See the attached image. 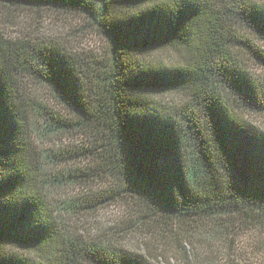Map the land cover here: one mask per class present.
<instances>
[{
  "label": "trees",
  "instance_id": "trees-1",
  "mask_svg": "<svg viewBox=\"0 0 264 264\" xmlns=\"http://www.w3.org/2000/svg\"><path fill=\"white\" fill-rule=\"evenodd\" d=\"M0 2L83 17L108 48L84 61L55 43L25 39L3 59L10 67L14 57L71 115L44 109L47 132H80L87 146L45 161L71 168L48 177L32 168L13 84L0 67V264H153L150 250L138 253L119 241L134 227L112 241L59 229L55 212L93 214L120 199L134 211L152 206L147 219H162L147 231L162 225L175 239L191 223L264 225V131L242 116L264 114V79L241 59L264 68L263 7L250 0ZM161 49L173 51L169 62L141 57ZM153 92L178 99L167 108L149 97ZM100 179L108 181L105 189ZM46 192L61 194L64 208L52 211ZM203 252L198 264H242Z\"/></svg>",
  "mask_w": 264,
  "mask_h": 264
},
{
  "label": "rangeland",
  "instance_id": "rangeland-1",
  "mask_svg": "<svg viewBox=\"0 0 264 264\" xmlns=\"http://www.w3.org/2000/svg\"><path fill=\"white\" fill-rule=\"evenodd\" d=\"M250 2L264 8V0H250ZM244 33L252 40L255 39L247 32ZM25 39L30 42L47 41L55 43L58 47L64 48L65 53L71 57H79L84 61L105 55L108 48L105 39L83 17L47 8H21L0 2V67L8 69L13 84L12 90L17 97V102H15L22 125V140L29 150L31 158L28 160L31 167L37 166L45 174L43 176L48 177L58 170L72 167L70 164H46L45 161L50 163L47 158L48 155H59L65 150H75L87 145L84 135L80 132L69 131L49 134L47 128L50 122L46 119L44 109L53 111L67 119H71V115L52 96V91L47 85L29 76L28 72L21 70L17 62H13L14 57L11 59L8 56L10 67L7 66V62H5L7 53ZM7 44H9L8 47H6ZM258 45L264 51V42H258ZM171 52L173 51L161 49L141 57H144L146 61H152L154 57L169 62L173 55ZM241 59L247 65L250 74L259 79H264V68L257 65L256 62L249 61L245 54H242ZM149 97L167 108L173 100L178 99L177 94L171 92H153L150 93ZM242 116L259 130L264 131V114L252 113ZM43 176L36 174L35 178L38 177V181L40 179L42 181ZM32 182H34L32 183V189H34L33 184L36 185V182ZM98 182L105 189L104 183L108 181L100 179ZM46 194L48 206L52 211L64 208L61 194L54 192H46ZM72 194H65L64 197H68V195L73 197ZM123 200L120 199L114 204L100 208L93 214L55 212L59 216V229L61 231L66 230L77 235V237L89 236L94 238L97 236L99 239L112 241L122 229L129 226L134 227L129 236L126 233L122 238H119V241L124 242L138 253H146L147 250H150L149 254L153 255L148 257L153 264H198L199 259L203 257L202 252L206 249L212 255L214 254L213 257H216L218 261L223 260V254L226 258H236L242 264L246 262L259 264L264 261V225H241L233 228L227 226L219 229L216 225L205 224V221L201 222L203 224L201 227L191 223L184 228L186 233L180 232L179 237L175 239V236L162 229L160 224L158 228L162 229L163 234L156 227L152 229V232L147 231L151 228L150 222L155 219H162L159 215H153V218L147 219L152 206L142 203L134 211V206L130 205L131 208H127ZM138 214L145 215L148 223L139 225L137 223ZM163 226L165 227L164 224ZM160 234L164 238L163 241L159 238ZM155 246H159L160 250H155ZM180 246L187 255L186 258L181 255ZM14 250L20 253L25 252L20 249ZM31 256L34 255L31 254Z\"/></svg>",
  "mask_w": 264,
  "mask_h": 264
}]
</instances>
